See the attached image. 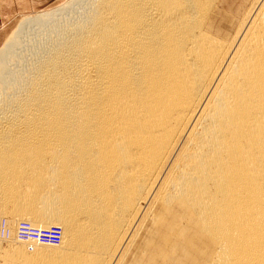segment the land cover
<instances>
[{
    "label": "bare ground",
    "instance_id": "1",
    "mask_svg": "<svg viewBox=\"0 0 264 264\" xmlns=\"http://www.w3.org/2000/svg\"><path fill=\"white\" fill-rule=\"evenodd\" d=\"M220 5L66 0L19 18L0 46L10 264H121L147 219L137 264L166 263L190 226L204 264H264V0L230 26ZM21 222L58 239L18 238Z\"/></svg>",
    "mask_w": 264,
    "mask_h": 264
},
{
    "label": "rangeland",
    "instance_id": "2",
    "mask_svg": "<svg viewBox=\"0 0 264 264\" xmlns=\"http://www.w3.org/2000/svg\"><path fill=\"white\" fill-rule=\"evenodd\" d=\"M65 1L66 0H0V46L22 15L56 7ZM255 1L256 0H224V5H220V10L217 15L218 24L230 26L239 23L245 12L250 8V5L254 4ZM0 217L6 216L0 215ZM2 220H4V218H2ZM150 221L151 220L149 219L146 220V230L142 229L139 236L135 238L133 245L127 252L121 264H137L138 259L142 256V249L144 250L145 243L146 245L149 243L147 240L154 228L153 221ZM191 227L192 226L188 228L184 235L180 236V238L178 237V245L174 250H167L168 253L172 254L169 255L168 261L163 264H169L170 262V264H204V262H207L212 247L207 243V240L204 237L200 235L197 236ZM8 239L9 236H0V264H10L5 256L11 250L10 245L14 246L16 244L14 243L16 240L11 243L7 241ZM16 242L18 244L19 241ZM23 245L25 244L23 243L20 247L25 251L26 246L22 248ZM131 249H133V251ZM27 251L29 252L30 250H26L25 252ZM15 264L23 263L15 262Z\"/></svg>",
    "mask_w": 264,
    "mask_h": 264
},
{
    "label": "built area",
    "instance_id": "3",
    "mask_svg": "<svg viewBox=\"0 0 264 264\" xmlns=\"http://www.w3.org/2000/svg\"><path fill=\"white\" fill-rule=\"evenodd\" d=\"M18 238H36L40 242H56L59 236L58 227L52 226L48 229H36L29 226L26 222L19 223L17 227Z\"/></svg>",
    "mask_w": 264,
    "mask_h": 264
}]
</instances>
